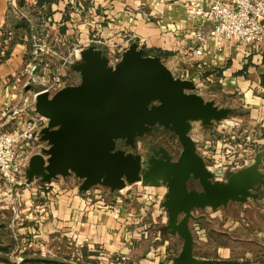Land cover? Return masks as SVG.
<instances>
[{
    "label": "crops",
    "instance_id": "0c3cea01",
    "mask_svg": "<svg viewBox=\"0 0 264 264\" xmlns=\"http://www.w3.org/2000/svg\"><path fill=\"white\" fill-rule=\"evenodd\" d=\"M37 1L0 0V111L8 107L16 116L33 94L53 85H45L40 76L46 63L39 76L32 75L37 49L66 50L75 40L83 41L75 46L80 50L92 45L85 44L90 36L121 53L136 41L149 55L163 54L165 66L176 77L193 81L196 92L214 88V96L227 101L225 106L238 117L210 129L222 130V137L233 143L244 140L238 138L244 133L246 141L264 148V44L251 49L225 43L218 52L212 40L198 43L188 36L191 30L206 34L211 28L189 8L206 10L214 0H49L40 6ZM195 49L200 56L193 55ZM15 124L11 116L3 120L0 133ZM64 183L13 192L14 185L0 178V264H171L180 251L181 240L165 229L162 187L156 200L149 189L159 188L144 187L137 194L138 206L130 208L107 189L111 201ZM257 191L256 202L194 214L190 228L198 226L204 234L194 237L196 259L203 264H264V181Z\"/></svg>",
    "mask_w": 264,
    "mask_h": 264
},
{
    "label": "water",
    "instance_id": "95a60500",
    "mask_svg": "<svg viewBox=\"0 0 264 264\" xmlns=\"http://www.w3.org/2000/svg\"><path fill=\"white\" fill-rule=\"evenodd\" d=\"M58 61L79 81L52 94L47 90L35 94L33 111L46 120L38 137L43 147L29 157L24 181L15 184L13 192L35 181L48 185L69 177L79 182L80 193L94 187L121 192L136 183L162 187L166 232L181 240L171 264H203L192 253L194 214L214 212L229 203L256 202L264 181V149L224 181L213 180L191 137L192 127L212 128L231 116L232 109L203 99L193 81L175 77L136 41L129 42L113 64L94 45L80 49L72 62ZM38 70L35 64L32 75ZM154 128L175 137L180 147L176 159L161 146L145 161L134 153L138 140ZM190 181L199 189L189 188ZM12 213L13 221L17 201Z\"/></svg>",
    "mask_w": 264,
    "mask_h": 264
},
{
    "label": "built area",
    "instance_id": "2783aa9c",
    "mask_svg": "<svg viewBox=\"0 0 264 264\" xmlns=\"http://www.w3.org/2000/svg\"><path fill=\"white\" fill-rule=\"evenodd\" d=\"M189 9L194 17L211 23V28L206 34L196 29L189 32L188 36L198 43L212 40L218 52L225 43L247 45L251 49H257L264 44V0H214L206 10L199 7ZM78 52L79 49L74 51L73 61L78 59ZM104 54L109 58L110 64L117 61L112 62L110 54ZM193 55L200 56V50L195 49ZM56 86L58 85L47 86L42 90L52 94L59 89V86L57 88ZM35 94L32 95L26 109L25 107L19 109L20 112L16 116L8 107L0 111V122L10 116L16 121L10 132L0 133V178L9 185L24 181V170L29 157L39 153L43 147V144L38 142V137L39 130L45 125L46 120L33 111ZM240 149L242 145L224 137L222 142L215 143L213 150H203L198 154L203 158L206 168L213 174V180L224 181L230 173L247 165L246 163L243 166H236V160L239 158L237 151L240 152ZM163 218L165 219V213ZM191 230L193 237L198 239L204 235L198 226Z\"/></svg>",
    "mask_w": 264,
    "mask_h": 264
},
{
    "label": "rangeland",
    "instance_id": "374dc122",
    "mask_svg": "<svg viewBox=\"0 0 264 264\" xmlns=\"http://www.w3.org/2000/svg\"><path fill=\"white\" fill-rule=\"evenodd\" d=\"M76 40H78V39H76ZM82 42H77L75 40H72V41H70V43L72 44L71 47L66 48V50H63L62 47L50 48V50H46L43 48L37 49L38 56H36L35 59L31 62L32 64H38L39 65V70H38L37 74L34 75V77L39 76L40 67L42 66V64L46 63L47 64V66L45 67L46 73L40 75L42 78L45 79V83H44L45 85H50L52 83H53V85H58V86H60V85L67 86V85L77 84L79 81L78 75L70 72L67 68H65L63 65H61L58 60L60 58H62L66 61H73V53L75 50H78V48H76L75 46L79 45L80 43H81L80 46L83 45ZM89 42H94L95 44H93V45L101 48L103 53H109L112 62H115L116 60L119 59L120 53H118L116 51V49L112 50V52H110L111 50L109 51V49L111 47H113V45L109 44L107 41L101 40L100 38H96V37L93 38V37L89 36V39L87 42H85V44H87ZM90 44L91 43H89V45ZM32 50H33V48L31 49L30 54L32 53ZM174 73L175 74H173V75L176 77V72H174ZM25 76H28V73H26ZM58 86H56V88ZM32 87H33L32 83L28 84V86H27V88L29 90H31ZM213 91H215V89L211 88V90H207V89L199 90V92H196V93L199 94L205 100L213 99L212 101L215 103V105H217L219 107H227V106H225V105H227V104H225V102H227V101L221 99L219 96H214L215 94ZM236 98L232 97V99H235V100H236ZM235 115L236 114L234 113V115L232 114L231 116H235ZM228 118H230V116ZM223 134H224V132L220 129H218V131H216L215 129L212 130L210 128L205 129V128H201L198 124H194L192 127V131H191V137L195 138V139L193 138V140L195 142V146H196L198 153L200 151H203V150H208V151L213 150V147H215V143L217 141L222 142V139L224 138V137H222ZM243 136H245L244 133H241L240 135H238L239 139L244 138V140H242L241 142L240 141L236 142V144L242 145V149H240V152L237 151L239 158H237V160H236V162H237L236 166H238V167L243 166L247 162L252 161L253 155L256 152L264 149V148H261V145H258L256 143H252L249 140L246 141L245 140L246 137H243ZM160 146L163 147L173 157V159H176V157L180 151V147H179L175 137L173 135L169 134L168 132L163 131L160 128H155L151 134H148V135L144 136L142 139H139L137 142V145H136V149L134 150V153L139 154L142 157V159L145 161V159L150 154L154 153V151ZM206 161L208 162V160H206ZM60 180H62V179H59L57 181H60ZM53 182L55 183V181H53ZM64 182H65L64 184L68 187L76 188L79 185L78 181H76L74 179H70V178L64 179ZM38 184L39 183L37 181H35L34 183H32L29 186L37 187ZM144 187H147V186H142L140 183H136L134 185L126 187L121 192H113L112 194H115L116 197L119 196L118 198H120V200H121L120 204L125 203L130 208H132V207L135 208L138 206L137 194H138V192L142 191V189ZM188 187L191 189H199V187L195 181H190L188 183ZM161 190H162L161 187H159L158 190L149 189L150 193L153 194L152 196H153L154 200H156V196H160L162 194ZM89 191L91 194H97V196H100L101 199L106 200V201H109L110 200L109 198H111L110 195H108V193H107L108 191H106V189H104L102 187H94V188H91ZM154 195H155V197H154ZM162 200H163V198H161V202H162ZM158 206H159V204H158Z\"/></svg>",
    "mask_w": 264,
    "mask_h": 264
},
{
    "label": "trees",
    "instance_id": "16d2710c",
    "mask_svg": "<svg viewBox=\"0 0 264 264\" xmlns=\"http://www.w3.org/2000/svg\"><path fill=\"white\" fill-rule=\"evenodd\" d=\"M49 3V0H38L37 1V4L40 6L42 4H48ZM26 30H29L27 26H25ZM29 32V31H27ZM146 55H149L150 52H146L145 53ZM155 55H157L160 59L162 58V56H164L163 54L159 53V52H156Z\"/></svg>",
    "mask_w": 264,
    "mask_h": 264
},
{
    "label": "flooded vegetation",
    "instance_id": "af4514ba",
    "mask_svg": "<svg viewBox=\"0 0 264 264\" xmlns=\"http://www.w3.org/2000/svg\"><path fill=\"white\" fill-rule=\"evenodd\" d=\"M154 129H155V128H154ZM154 129H153V130H154ZM156 150H157V149H156ZM156 150L154 151V153L150 154L149 156H151V155L155 156V152H156ZM149 156H148V157H149ZM143 167H144V165H143Z\"/></svg>",
    "mask_w": 264,
    "mask_h": 264
}]
</instances>
